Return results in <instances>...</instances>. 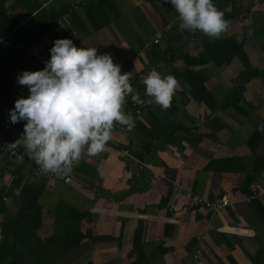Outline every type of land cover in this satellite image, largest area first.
Segmentation results:
<instances>
[{
    "label": "crops",
    "instance_id": "obj_1",
    "mask_svg": "<svg viewBox=\"0 0 264 264\" xmlns=\"http://www.w3.org/2000/svg\"><path fill=\"white\" fill-rule=\"evenodd\" d=\"M215 4L230 22L220 38L155 44L179 18L169 0H0V121L29 94L18 74L42 69L58 38L111 53L145 101L126 98L135 128L86 146L68 183L11 171L0 149V264H264V0ZM160 59L178 80L167 109L143 83ZM194 194L234 203L213 213Z\"/></svg>",
    "mask_w": 264,
    "mask_h": 264
},
{
    "label": "clouds",
    "instance_id": "obj_2",
    "mask_svg": "<svg viewBox=\"0 0 264 264\" xmlns=\"http://www.w3.org/2000/svg\"><path fill=\"white\" fill-rule=\"evenodd\" d=\"M179 14L181 30L202 31L220 38L229 29L215 0H169ZM132 72H122L111 53L97 47H77L70 38L55 39L50 58L40 70H24L17 83L29 94L9 110L11 123L25 121L19 138L7 144L22 147L44 174L67 176L82 158L106 150L115 123L131 131L135 119L123 111L126 98L143 104L130 82ZM146 95L164 109L171 106L178 80L153 69L143 77ZM149 103L152 100L148 101ZM2 238V237H0Z\"/></svg>",
    "mask_w": 264,
    "mask_h": 264
},
{
    "label": "built area",
    "instance_id": "obj_3",
    "mask_svg": "<svg viewBox=\"0 0 264 264\" xmlns=\"http://www.w3.org/2000/svg\"><path fill=\"white\" fill-rule=\"evenodd\" d=\"M180 19L178 18L176 21H173L166 25L164 31L157 37H152L151 42L152 43H161L164 37L167 36V34L174 32L177 37L183 42V43H191L195 41V39L204 34L202 31L196 30V31H189L187 29L181 30L179 27ZM150 48V47H149ZM27 52L33 53L32 49L28 47ZM165 64V60L160 59L155 64V70H157L158 67L163 66ZM131 96V95H129ZM128 96V97H129ZM136 114L141 113V109L137 108L135 110ZM23 133V128L16 124L11 123V121H0V149L4 152L5 158L2 165L8 167L11 171L16 170L17 167H23L27 169L29 172H31L33 175L38 177L47 178L52 181H59L62 183H68L72 180L74 170L71 174H68L64 177L56 176L55 174H44L41 172L39 166L35 163L33 159L29 157V155H26L25 153L21 152L18 148L11 149L8 147L7 144L15 141L17 138L21 136ZM121 157L126 162H135L138 164L139 169L146 167L145 163L137 159L132 153H130L127 149L122 148L120 150ZM148 168V167H147ZM150 170V179H167L168 175L165 172H155L152 171V169L148 168ZM136 179L139 180H148V177L145 178L140 173L136 174ZM181 189H183L181 187ZM263 195V192L258 188V185L256 184L254 187V196L260 197ZM192 199L200 204V206L204 207L208 211H211L213 213H219L223 208L230 206L234 203L226 194L214 196L212 199H203L197 194L192 195ZM199 251H196L194 258L198 257Z\"/></svg>",
    "mask_w": 264,
    "mask_h": 264
}]
</instances>
